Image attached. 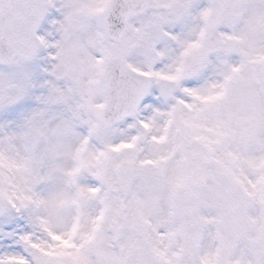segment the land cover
Wrapping results in <instances>:
<instances>
[{"label":"snow or ice","instance_id":"6c2138e0","mask_svg":"<svg viewBox=\"0 0 264 264\" xmlns=\"http://www.w3.org/2000/svg\"><path fill=\"white\" fill-rule=\"evenodd\" d=\"M0 264H264V0H0Z\"/></svg>","mask_w":264,"mask_h":264},{"label":"rangeland","instance_id":"374dc122","mask_svg":"<svg viewBox=\"0 0 264 264\" xmlns=\"http://www.w3.org/2000/svg\"><path fill=\"white\" fill-rule=\"evenodd\" d=\"M52 18H58V13H56L55 10H52V12H50L48 16L46 17L45 21L43 22L44 27L42 29H38V31H40V34L51 32L52 34L48 36L49 40L58 38L54 29H52L51 25L48 24V21L51 20Z\"/></svg>","mask_w":264,"mask_h":264}]
</instances>
